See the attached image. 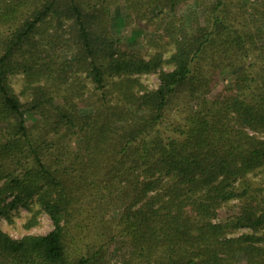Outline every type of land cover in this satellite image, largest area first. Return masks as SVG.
Returning a JSON list of instances; mask_svg holds the SVG:
<instances>
[{
  "label": "trees",
  "instance_id": "obj_1",
  "mask_svg": "<svg viewBox=\"0 0 264 264\" xmlns=\"http://www.w3.org/2000/svg\"><path fill=\"white\" fill-rule=\"evenodd\" d=\"M260 173L264 0H0V264H264Z\"/></svg>",
  "mask_w": 264,
  "mask_h": 264
},
{
  "label": "rangeland",
  "instance_id": "obj_2",
  "mask_svg": "<svg viewBox=\"0 0 264 264\" xmlns=\"http://www.w3.org/2000/svg\"><path fill=\"white\" fill-rule=\"evenodd\" d=\"M127 14L126 4L122 1L119 5L113 6L111 8V17L113 24L116 21V18L120 16H125ZM144 24V23H143ZM138 25V22L134 18V16L128 17L126 25L121 29L122 38L127 41L129 37L132 35V30L135 26ZM160 32H153L152 30H144L139 39L135 40L134 42L129 41L127 44L129 46H142L144 51L152 50L149 47L148 42L150 38L154 35L159 36ZM150 48V49H149ZM165 69H169V67H165ZM141 82L148 88V89H156L160 84L159 73L153 72L148 74H143L140 76ZM13 86L17 93L20 92L22 86V75H14L12 78ZM256 180H264V173H260L255 176ZM13 220L9 221L8 219L3 218L1 225L2 228L8 232L14 238H21L25 235H43L47 234L51 231L54 227L53 221L49 217L48 214L45 212H40L37 215V223L30 228L26 227V223L32 216V213L29 212L25 208H20L13 213ZM246 230L238 231L236 235L244 232ZM128 255L127 247H122L120 245H115L110 253V258L115 260H121Z\"/></svg>",
  "mask_w": 264,
  "mask_h": 264
}]
</instances>
